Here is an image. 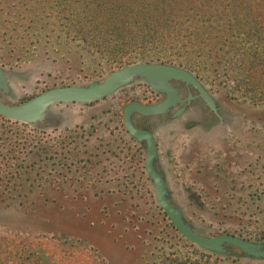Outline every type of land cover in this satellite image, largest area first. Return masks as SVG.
Returning a JSON list of instances; mask_svg holds the SVG:
<instances>
[{"label": "rangeland", "instance_id": "374dc122", "mask_svg": "<svg viewBox=\"0 0 264 264\" xmlns=\"http://www.w3.org/2000/svg\"><path fill=\"white\" fill-rule=\"evenodd\" d=\"M39 16L42 18L37 26L23 31L26 35L23 42L8 37L11 33L8 26L11 27L13 22H8L7 15L0 20V66L9 71L12 88L11 96H1L4 103H19L54 86L99 80L119 67L116 62L95 54L81 41L67 36L55 22L54 14L41 12ZM21 21L19 19L18 23ZM221 80L212 76L201 79L207 90L219 100L227 101L232 109L264 112V101L244 100V94L233 91V83L225 84ZM143 90H148L147 84L139 80L96 105L55 104L48 112L49 126L46 128L31 125L24 128L13 122L6 125L0 118V140L4 138V132L11 139V145L24 139L26 153L35 145H42L48 148L47 157H55L54 160L46 157L26 172L24 177L28 182L20 196L19 188L10 191L0 187L1 235L48 238L61 247L84 249L105 264H168L169 257L196 258L200 253H206L170 226L156 202L154 187L143 168L142 154L136 153L135 144L126 142L128 136L122 125L116 128V123H108L113 112H119L121 102L140 97ZM97 116L100 117L96 119ZM152 123L162 137V143L167 142L168 133L175 138L178 136L171 130H162L156 122ZM91 125L96 131L86 137L85 132ZM34 128L44 132L43 139L32 131ZM58 132L60 136L56 138ZM96 137H99L98 141ZM63 139L65 143L61 144ZM169 141L172 144L179 142L173 138ZM65 151L70 153L65 154ZM73 152H79L81 161L77 156H71ZM26 162L29 167L30 158ZM51 162L57 164L55 169H51ZM175 175L178 176V172L168 180L170 191L173 202L182 209L186 203L179 187L180 180ZM0 178L9 179V174L0 171ZM187 215L193 226L208 235L224 229L254 240L264 239V212L252 215V225L244 229L210 228L193 215L191 219L190 211ZM217 216L221 218L222 214ZM211 257L210 262L216 256ZM221 259L222 264L248 262L230 263Z\"/></svg>", "mask_w": 264, "mask_h": 264}, {"label": "trees", "instance_id": "16d2710c", "mask_svg": "<svg viewBox=\"0 0 264 264\" xmlns=\"http://www.w3.org/2000/svg\"><path fill=\"white\" fill-rule=\"evenodd\" d=\"M41 12L54 14L67 36L112 62L177 64L264 100V0H0V20L7 15L13 22L9 38L37 26ZM212 255L167 260L222 264L224 257L215 255L210 262ZM0 264L105 263L84 249L61 247L48 238L0 234Z\"/></svg>", "mask_w": 264, "mask_h": 264}, {"label": "flooded vegetation", "instance_id": "af4514ba", "mask_svg": "<svg viewBox=\"0 0 264 264\" xmlns=\"http://www.w3.org/2000/svg\"><path fill=\"white\" fill-rule=\"evenodd\" d=\"M8 28L11 32V27L8 26ZM17 37L18 39L22 38L23 42L26 35L20 33ZM117 64L119 67L123 66V63L118 62ZM193 73L200 80L203 79L197 73ZM178 86L183 101L176 108L184 107L181 115L172 117L175 108L163 114L142 116L136 113L132 117L136 127L153 132L158 151V158L155 163L157 171L165 177L169 188V178L172 177L173 173L178 172V176L175 175V178L180 180L179 187L182 198L186 203L182 211L186 219L190 211L191 219L194 217L196 219L199 218L202 222L205 221L210 228L238 227L244 229L251 226L252 215L264 212V112L256 113L250 111V109H232L227 101L219 100L209 91L214 99L212 107L198 95L197 90L189 87L191 93L188 96V88L184 85L178 84ZM147 87L148 90L140 92V97L128 98L123 103L120 100L119 112L116 113L114 111L108 121V123L112 122L111 124L116 123V128L119 125L123 126L124 133L128 136L126 142L135 144L136 153L138 155L139 153L142 154L143 168L146 149L126 129L123 121V108L133 101L142 104H156L164 98V95L150 88L148 84ZM144 88L146 89V87ZM233 91L236 92L234 88ZM109 96L85 104H89L90 106L96 105ZM243 97L244 100H250L255 103L261 101L254 100L245 95ZM230 98L235 99L234 96H230ZM99 117L97 116L96 119ZM0 118L6 125L8 122H13L21 124L24 128L30 126L27 123L14 121L2 115H0ZM152 122H156L158 126L162 127V130H171L173 134L178 136L175 138L168 133L165 137L167 142L162 143L163 139L154 128ZM89 128L85 132L87 134L86 137L92 136L96 131L94 130V125H91ZM32 131L36 132L40 139H43V131L35 128ZM2 134H4V138L0 140V171L3 174H9V179L3 180L0 178V187L3 189L7 188L10 191H15L19 188L18 195L20 196L23 194L24 187L28 182V179L24 177L26 176V172L33 170L34 165L42 162L47 157L48 148L42 145H35L33 150L29 149L26 153L24 139L20 138V143L14 142V145L16 144L14 146L10 143L11 139L4 132ZM55 136L58 138L60 132ZM170 138H173V141L179 140V142L172 144L173 142L169 141ZM98 139L99 137H96L95 140L98 141ZM64 143L65 139L61 141V144ZM93 149H95V145H93ZM69 151H65V154H69ZM78 153L75 154L73 152L71 156L73 158L75 156L78 157ZM27 154L31 160L29 167L26 162L28 160ZM135 156L136 154L133 155V157ZM47 159L54 160L55 157L49 156ZM77 159L81 161L79 157ZM49 165L51 169H55L54 167L57 164L51 162ZM63 166L65 167L67 164H63ZM3 177L5 178L6 176ZM218 213L222 214L221 218L217 216ZM197 214L199 215L198 217ZM226 214L233 215V217H227ZM164 215L166 216L165 213ZM188 222L190 223L189 220ZM221 233L251 239V237H245L244 235L225 231L224 229L212 235Z\"/></svg>", "mask_w": 264, "mask_h": 264}, {"label": "water", "instance_id": "95a60500", "mask_svg": "<svg viewBox=\"0 0 264 264\" xmlns=\"http://www.w3.org/2000/svg\"><path fill=\"white\" fill-rule=\"evenodd\" d=\"M9 75V71L0 66V115L37 128L49 126L48 112L55 104L89 103L107 97L139 80L146 82L150 88L164 95V98L156 104L133 101L123 108L126 129L146 149L144 169L154 187L157 204L174 228L204 252L224 258L264 262V239H247L226 233L208 235L188 222L181 207L173 202L165 177L157 171L155 166L158 151L153 132L138 128L133 123L132 117L136 113L142 116H153L175 109L183 101L178 84L188 88V96L191 93L190 88L197 90L198 95L213 107V96L192 71L170 63L135 61L112 70L102 79L85 84L49 88L16 104H7L1 100V96L12 95ZM183 110V106L176 108L172 117L181 115ZM172 117L170 118L173 119Z\"/></svg>", "mask_w": 264, "mask_h": 264}]
</instances>
